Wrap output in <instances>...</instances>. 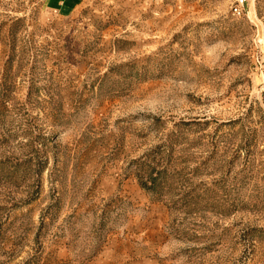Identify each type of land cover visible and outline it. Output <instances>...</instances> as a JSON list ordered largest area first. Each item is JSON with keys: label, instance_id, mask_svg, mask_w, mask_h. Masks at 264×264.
<instances>
[{"label": "rangeland", "instance_id": "374dc122", "mask_svg": "<svg viewBox=\"0 0 264 264\" xmlns=\"http://www.w3.org/2000/svg\"><path fill=\"white\" fill-rule=\"evenodd\" d=\"M0 0V264H264V0Z\"/></svg>", "mask_w": 264, "mask_h": 264}, {"label": "built area", "instance_id": "2783aa9c", "mask_svg": "<svg viewBox=\"0 0 264 264\" xmlns=\"http://www.w3.org/2000/svg\"><path fill=\"white\" fill-rule=\"evenodd\" d=\"M255 0H232L231 11L236 17H241L245 14L248 5Z\"/></svg>", "mask_w": 264, "mask_h": 264}, {"label": "bare ground", "instance_id": "6f19581e", "mask_svg": "<svg viewBox=\"0 0 264 264\" xmlns=\"http://www.w3.org/2000/svg\"><path fill=\"white\" fill-rule=\"evenodd\" d=\"M251 4H252V6H254V2L253 1L251 2Z\"/></svg>", "mask_w": 264, "mask_h": 264}]
</instances>
